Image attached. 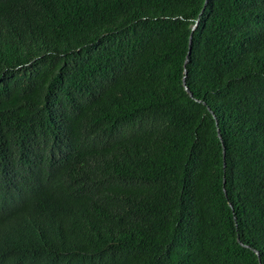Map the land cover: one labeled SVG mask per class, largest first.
Listing matches in <instances>:
<instances>
[{"label": "trees", "instance_id": "16d2710c", "mask_svg": "<svg viewBox=\"0 0 264 264\" xmlns=\"http://www.w3.org/2000/svg\"><path fill=\"white\" fill-rule=\"evenodd\" d=\"M203 3L0 0V264H264V0Z\"/></svg>", "mask_w": 264, "mask_h": 264}, {"label": "water", "instance_id": "95a60500", "mask_svg": "<svg viewBox=\"0 0 264 264\" xmlns=\"http://www.w3.org/2000/svg\"><path fill=\"white\" fill-rule=\"evenodd\" d=\"M206 3H207V0H204L203 6H202V8H201V11L199 12L198 17L196 18L195 22H194V23L192 24V26H191V33H192V31L196 28V26H197V24H198V21H199V16L201 15L202 11L204 10V8H205V6H206ZM191 33H190L189 38H188V40H189V45H188V51H187L186 57H185V59H184V65H185V63H186V61H187V59H188V55H189V49H190V43H191ZM183 72H184V74H185V73H186V70L184 69ZM182 83H183V86H184V89L186 90V92H187L190 96H192V93L190 92V90L188 89V87H187L186 84H185L184 77H183V81H182ZM216 123H217V122H216ZM217 135L220 137V133H219V129H218V128H217ZM255 252H256V254L258 255V252H257L256 250H255Z\"/></svg>", "mask_w": 264, "mask_h": 264}]
</instances>
